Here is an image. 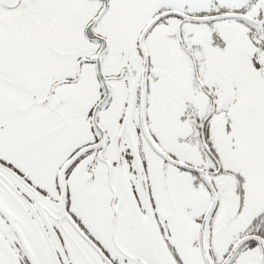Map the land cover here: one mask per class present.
I'll list each match as a JSON object with an SVG mask.
<instances>
[{"label":"snow or ice","instance_id":"6c2138e0","mask_svg":"<svg viewBox=\"0 0 264 264\" xmlns=\"http://www.w3.org/2000/svg\"><path fill=\"white\" fill-rule=\"evenodd\" d=\"M0 264H264V0H0Z\"/></svg>","mask_w":264,"mask_h":264}]
</instances>
